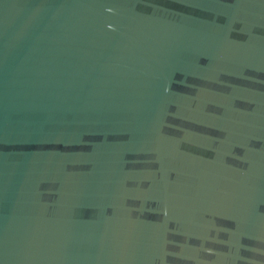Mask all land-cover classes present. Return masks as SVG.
Returning <instances> with one entry per match:
<instances>
[{"label":"water","instance_id":"obj_1","mask_svg":"<svg viewBox=\"0 0 264 264\" xmlns=\"http://www.w3.org/2000/svg\"><path fill=\"white\" fill-rule=\"evenodd\" d=\"M0 264H264V0H0Z\"/></svg>","mask_w":264,"mask_h":264}]
</instances>
